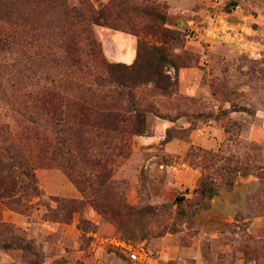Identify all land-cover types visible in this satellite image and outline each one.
<instances>
[{
  "label": "rangeland",
  "instance_id": "obj_1",
  "mask_svg": "<svg viewBox=\"0 0 264 264\" xmlns=\"http://www.w3.org/2000/svg\"><path fill=\"white\" fill-rule=\"evenodd\" d=\"M81 1L0 0V264H134L140 249L147 264H264V178L255 174L264 168V0H130L161 6L164 40L137 15L128 27L115 16L84 20ZM86 1L98 11L112 0ZM131 45L133 62L115 61ZM81 90L99 95L87 100L90 151L113 91L144 119L108 162L122 185L109 195L130 208L115 223L79 193L59 154L73 121L59 125L54 109L72 115L60 100ZM160 122L173 124L156 134ZM208 152L242 171L228 189L226 173L209 167L217 194L203 207L194 190Z\"/></svg>",
  "mask_w": 264,
  "mask_h": 264
},
{
  "label": "trees",
  "instance_id": "obj_2",
  "mask_svg": "<svg viewBox=\"0 0 264 264\" xmlns=\"http://www.w3.org/2000/svg\"><path fill=\"white\" fill-rule=\"evenodd\" d=\"M84 7H87L86 16L84 20L93 21L95 24L98 21H105L106 19L112 18L113 16L125 20V25H129V15H137L140 19L145 21V29L148 33L152 35L158 34L159 37L164 40V38H171V32L166 30V15L163 13L161 6L152 3L150 1H143L141 3H134L130 0H112L106 5H102L101 8L96 11L90 9L88 1H81ZM83 20V21H84ZM139 31V32H138ZM135 31L132 28L128 29V33L139 37L142 30ZM164 59L163 56L160 57ZM157 80L160 83H164V77L162 72L157 74ZM97 82V81H96ZM163 90H168L169 85L164 83L162 86ZM114 94H116L115 97ZM93 98L99 99V95L95 90H81L80 95L75 98L73 102L67 100L65 101V106L68 108L69 104L73 108L72 115H66L63 117V112L60 111V107L54 109L53 113H58L60 121L58 124L62 123L65 125L68 121H73L70 123V128L73 129L72 132L67 133V139L64 141L63 149L59 152L63 157L64 169L67 177L75 185L79 193L90 202L92 207L102 216L109 218L114 223L122 219L129 212V206L121 199L110 197L109 189H114L119 192L122 185L121 183L112 180L110 173L108 172V165L110 158L116 157V151L119 150L121 155L124 151L132 136L139 135L140 128L144 124V119L142 117V112L138 105L130 100H117V92L113 91L111 97V106L107 107L104 112L106 114L107 122L103 124L101 135L97 136L101 140L99 144L96 145L94 151H90L91 146L86 138H84V128L86 123L84 120L88 118L89 110L87 109L88 99ZM52 100V97L47 99V103ZM93 113V112H92ZM93 115H97L93 113ZM234 125H238L234 123ZM225 132L229 133V128L225 127ZM170 140L169 132L167 133L164 142ZM105 149V154L100 152L99 149ZM74 155L69 159L66 158L70 152ZM191 151V150H190ZM204 175L199 179L196 188L194 190L195 196L197 197L198 204L205 207L204 200H210L217 194V186L214 179L208 175L207 169L209 167H216L223 170L227 177L225 179V185L228 189H231L234 181V176L242 171L237 165L231 164L230 160H224L220 158L217 153H205L203 157ZM29 167V168H28ZM30 169V166H25V170ZM255 174L259 178H264V168L257 167ZM31 180L33 179L32 173L27 174ZM88 191L90 194H88ZM109 195V196H108ZM102 196V203L97 201L96 198ZM182 198H176V201H181ZM183 212H181L182 214Z\"/></svg>",
  "mask_w": 264,
  "mask_h": 264
},
{
  "label": "crops",
  "instance_id": "obj_3",
  "mask_svg": "<svg viewBox=\"0 0 264 264\" xmlns=\"http://www.w3.org/2000/svg\"><path fill=\"white\" fill-rule=\"evenodd\" d=\"M122 47H124L123 45H121ZM125 51V52H124ZM118 52V56L116 58L115 61H117L118 63H123V64H126V65H130L133 60H134V55H133V45H131L130 47V50H124L122 49V51H117ZM124 52V53H123ZM183 92V91H182ZM196 90H193L192 92H187V93H184L186 96H195L196 95ZM173 123H166V122H160L156 125V134H158V131H162L166 128H168L170 125H172ZM155 134V133H154ZM157 138L154 136H151V137H143L142 140L144 142H142L143 144H146V145H151L153 141H157L156 140ZM170 145V143H168V145L166 146V148H168ZM61 191L65 192V193H69L71 194L73 197H76L77 194L75 191H71V190H68L65 188L64 189H61Z\"/></svg>",
  "mask_w": 264,
  "mask_h": 264
},
{
  "label": "built area",
  "instance_id": "obj_4",
  "mask_svg": "<svg viewBox=\"0 0 264 264\" xmlns=\"http://www.w3.org/2000/svg\"><path fill=\"white\" fill-rule=\"evenodd\" d=\"M129 260L134 264H147L148 256L146 255V252L143 249H140L130 254Z\"/></svg>",
  "mask_w": 264,
  "mask_h": 264
}]
</instances>
